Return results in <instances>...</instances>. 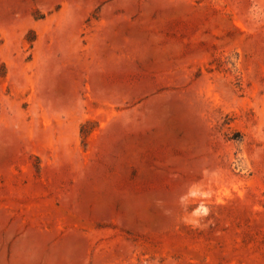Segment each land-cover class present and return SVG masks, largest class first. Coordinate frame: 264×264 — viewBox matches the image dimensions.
<instances>
[{
  "label": "rangeland",
  "instance_id": "1",
  "mask_svg": "<svg viewBox=\"0 0 264 264\" xmlns=\"http://www.w3.org/2000/svg\"><path fill=\"white\" fill-rule=\"evenodd\" d=\"M0 264H264V0H0Z\"/></svg>",
  "mask_w": 264,
  "mask_h": 264
}]
</instances>
